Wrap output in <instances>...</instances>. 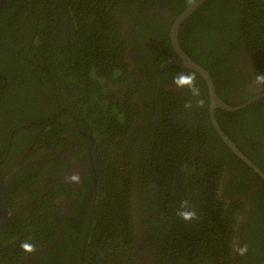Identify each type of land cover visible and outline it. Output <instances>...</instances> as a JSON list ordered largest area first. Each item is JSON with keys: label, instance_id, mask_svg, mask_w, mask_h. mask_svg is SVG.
<instances>
[{"label": "trees", "instance_id": "obj_1", "mask_svg": "<svg viewBox=\"0 0 264 264\" xmlns=\"http://www.w3.org/2000/svg\"><path fill=\"white\" fill-rule=\"evenodd\" d=\"M51 1L0 2V13L5 12L0 18V32L9 23L12 37L18 40L14 29H20L17 36L25 37L23 28L28 24L38 34L40 44H57L56 35L61 37L66 31L71 40L67 50L46 51L48 74L54 77L43 76L55 82L48 97L36 88L43 81L33 84L37 71L43 69H35L34 77L27 64L17 76L8 73L7 85L11 86L7 92L1 90L0 107L6 116L9 105V121L14 125L35 126L24 131L36 136L37 145L44 141L57 149L70 145L62 136L67 128L56 123L59 120L52 123L57 103L64 107L63 115L68 116L70 110L92 132L96 164L101 170L92 194L93 206L86 202L78 205L82 209L71 219L73 225H80L82 219L87 225L91 214L83 264H138L137 203L146 215L144 221L157 226L147 244L160 242L157 248L167 264H264V182L216 134L208 116V90L198 74L176 66L161 72L160 108L150 144H145L141 153L134 147L126 149L128 138L137 141L138 134L147 130V123L141 131L132 128L140 113L133 100L141 89L140 80L133 79L122 97H116L117 85L130 80L126 47H133V39L136 49L148 59L147 71L137 63V75L146 77L145 84L154 87L160 66L179 60L171 47L169 30L195 0H55L56 9ZM179 40L191 60L209 73L218 97L229 106H239L252 97L228 99L232 89L243 86L239 82L241 72L232 60L237 61L244 49L255 75L264 73V0H206L181 25ZM222 65L227 72L220 73ZM180 72L195 74L203 109L200 99L187 89L176 92L164 87ZM221 77L223 94L219 91ZM154 90L149 95L153 102ZM153 113L151 110L147 118ZM215 118L224 134L264 173V160L252 151V147L259 148L258 142H264V100L234 113L217 109ZM44 164L19 169V177L12 183L16 190L42 174ZM40 195L34 192L38 199L30 206L22 196L13 205H22L16 217L7 211L0 232V264L34 254L22 250L23 242L37 245L51 238L47 220L38 213L49 207V201L47 194ZM184 200L195 207L198 220L186 222L177 215ZM244 245L246 254L238 255L235 249ZM158 257L163 263L164 258Z\"/></svg>", "mask_w": 264, "mask_h": 264}, {"label": "flooded vegetation", "instance_id": "obj_2", "mask_svg": "<svg viewBox=\"0 0 264 264\" xmlns=\"http://www.w3.org/2000/svg\"><path fill=\"white\" fill-rule=\"evenodd\" d=\"M2 1L3 0H0V2ZM51 2L54 3V8L56 9V1L52 0ZM4 13L5 12L0 13V18L4 17ZM22 26H24V23ZM19 30L20 29H14L18 40L12 37L13 27H10L9 23L4 26V32H0V94H2V89H5V92H7L9 90L7 88L11 86L7 85V76L9 72H13L17 76L25 70L23 65L27 66V64H30L34 72V77H36L35 69H43L42 72L37 71L38 74L36 78L38 79L34 81L33 84L39 80L43 81V83L36 88L42 89L41 93L44 94L45 97H48L50 89L52 88L50 86H52V84L54 85L55 82L54 80L47 81L43 76L44 73L48 74L50 68L45 60V56H47L46 51L50 52V50L54 49L60 52L62 51L60 48L64 50L69 49L71 46V40L69 38L70 33L66 31L61 37L57 34V44L52 43V45L48 46L45 43L40 44L37 42L38 34L32 32L28 24L23 28L25 37L21 34L17 36ZM131 43L133 47L127 46L125 50V62L128 64V75H130V80L126 85L125 82L117 85L115 91L117 99H120L127 90L128 84L133 79H138L142 83L141 89L138 90L137 94L133 97L135 104L140 109V113L132 124V128L134 132H136V130L141 131L144 124L147 123V130L145 134H138L137 141L129 138L126 141L127 150L134 147L137 152L141 153V148L145 146V144L147 146L150 144V133H152L153 126H155L160 108L158 95L161 88L159 79V82L156 81L154 86L155 92L153 102L149 96L152 92L151 89L154 88L153 84H145L144 80L146 77L137 75L139 69L137 63L141 62L143 69L145 68V71H147L149 66L148 59L140 54L142 51L136 49L137 47H135L133 39ZM148 53L150 54L151 52ZM143 59H146V61H142ZM150 60L152 61V59ZM232 62L235 64V68L239 69L241 72L239 82L243 83V86L232 89L230 91L231 93L227 95L228 99L232 97L235 98L234 100L239 101L242 95L248 98L252 97L251 99L264 95V86L255 83V71L246 50L242 49L241 56L237 61L232 60ZM219 71L220 73L227 72L225 65H222ZM133 72L136 73V75H132ZM160 74L157 72L156 80ZM48 76L53 78L54 74H48ZM220 81L219 91L222 93L221 89L225 88L223 77L220 78ZM196 84L199 87V84ZM164 87L167 90L176 92L179 89L173 83V77L171 81L164 83ZM223 91L226 94V90ZM195 98H199L203 104L204 99L201 95V90L199 96H195ZM232 98L231 101L233 100ZM260 100H264V97L260 98L258 101ZM189 103H191V100H189ZM202 104L201 108L203 109ZM12 106L13 105H11V107ZM2 110L3 109L0 107V117L3 119V122L0 121V183L6 194V215L8 216L7 211H9V215L14 217L20 213L19 209L22 205L18 208L13 207V205L15 206L16 202L22 199V196L27 198L25 205L30 206L33 204V201H37L38 199V197H34V192H39L41 195L47 194L49 207L39 210L38 213L41 218L47 220V228L49 232H52V236L47 242L36 245L37 251L34 252V254L17 258L16 262L10 261L7 264H83L82 260L84 257L85 242L88 236L91 214L89 212L87 225L82 223L84 219L81 220L80 225H73L71 224V219L73 221L74 215L77 212L80 213L79 210L82 208H77L78 205H82L86 202L88 205L93 206L92 194L95 192L101 170L96 164V152L94 148L95 138L92 132L77 118L76 114L70 112V110H67L70 119L67 115H63V112L66 111L64 107H60V104L57 103L58 112H56L55 119L52 123L59 120L56 123L63 124L67 128L62 136L69 141L70 145H64L61 149L54 148L53 144L47 143L46 141L41 145H37L36 136L29 131H24L26 127L33 128L35 126L29 123L14 125L13 122L9 121V105H7L5 109L6 116ZM151 110H154V113L151 118H147ZM138 128L140 129L138 130ZM12 138L13 144L11 143ZM257 145L259 148L252 147V151L260 155L264 160V142L260 141ZM42 161H45L44 165L46 169L44 172H42V174L39 172L37 176H34L35 178H31L33 181L26 185H21L22 190L17 191V187L12 184L16 176L17 178L19 177L17 171ZM73 175H78V182H74L70 179ZM227 180L229 179H225V181ZM223 192L225 193L224 190ZM222 195L226 197V195ZM136 206L134 223L136 226L135 237L137 240L138 254L135 257L137 258L138 264H167L164 255L160 252V249L157 248L160 242L153 241L151 246L147 244L153 232L157 229V226L146 223V221H144L146 215L140 209L141 205L137 203ZM4 223L2 228L4 227ZM161 234L162 233L159 232L158 237ZM159 254L164 258L163 263L158 257Z\"/></svg>", "mask_w": 264, "mask_h": 264}, {"label": "water", "instance_id": "obj_3", "mask_svg": "<svg viewBox=\"0 0 264 264\" xmlns=\"http://www.w3.org/2000/svg\"><path fill=\"white\" fill-rule=\"evenodd\" d=\"M206 0H195L192 2L186 9H184L180 15L176 17L173 24L169 30V40L171 47L178 57L179 60H171L163 64L159 70L158 74H160L163 70L170 66H176L185 68L188 70H192L197 73L205 82L208 90V99H209V106H208V116L209 121L215 130L216 134L222 141V143L233 153V155L242 161L248 168H250L258 177L262 179L264 182V174L246 157L244 154L236 147V145L224 134L221 130L219 124L215 118V111L221 110L227 113H234L240 111L247 106L251 105L252 103L258 101L260 98L264 97V95L257 96L250 101L241 104L239 106H229L224 101H222L215 92V88L213 82L206 70H204L201 66L194 63L190 57L184 52L180 45L179 35L181 31V25L191 16L194 12L204 4ZM157 81L159 82V77H157ZM6 217V194L5 190L0 183V231L2 229L3 223Z\"/></svg>", "mask_w": 264, "mask_h": 264}, {"label": "clouds", "instance_id": "obj_4", "mask_svg": "<svg viewBox=\"0 0 264 264\" xmlns=\"http://www.w3.org/2000/svg\"><path fill=\"white\" fill-rule=\"evenodd\" d=\"M173 83L178 88L187 89L190 92V94L194 97L199 96L200 94V90L196 84V77L194 73L180 72L173 78ZM255 83L257 85L264 86V73L259 74L255 77ZM200 103L202 104V101ZM70 179L74 182H78L79 177L78 175H73L70 177ZM177 215L183 221L186 222H192L199 219L195 207L190 205L189 201L187 200L181 202V208L177 212ZM20 247L25 253H29V254L37 251L36 245L27 241L23 242L20 245ZM235 251L237 252L238 255L243 256L247 252V245L236 248Z\"/></svg>", "mask_w": 264, "mask_h": 264}]
</instances>
